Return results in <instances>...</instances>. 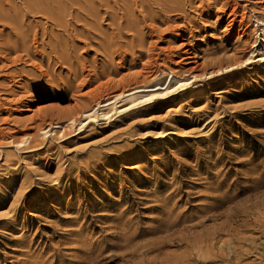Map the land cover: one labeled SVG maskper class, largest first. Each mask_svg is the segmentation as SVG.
Here are the masks:
<instances>
[{"label": "rangeland", "instance_id": "obj_1", "mask_svg": "<svg viewBox=\"0 0 264 264\" xmlns=\"http://www.w3.org/2000/svg\"><path fill=\"white\" fill-rule=\"evenodd\" d=\"M237 1L0 0V264H264V0Z\"/></svg>", "mask_w": 264, "mask_h": 264}, {"label": "bare ground", "instance_id": "obj_2", "mask_svg": "<svg viewBox=\"0 0 264 264\" xmlns=\"http://www.w3.org/2000/svg\"><path fill=\"white\" fill-rule=\"evenodd\" d=\"M252 2H255V4H257L258 2H259V0H252ZM239 3V5L238 6H242V8H243V11L245 12V10H246V8H247V1L246 0H242L241 2L240 1H237V2H235V5H237ZM254 4V5H255ZM249 9V8H248ZM242 11V12H243ZM234 15L236 14V12L234 11V13H233ZM244 14L245 13H242V15H243V17H244ZM247 15V14H246ZM245 31V30H244ZM246 32V31H245ZM241 34H243V33H241ZM241 36V35H240ZM190 59H192L193 61H194V57H191ZM191 61V60H190ZM189 61V62H190ZM188 62V61H187ZM197 63V62H196ZM182 66V65H181ZM168 72V71H167ZM186 72V71H185ZM166 73V72H165ZM184 73V72H183ZM188 73H190V72H188ZM187 73V74H188ZM177 72H175V71H173V70H170L168 73H167V75L165 76V74H164V76H161V74H157V76H156V78L153 80V82L152 83H155V84H153V85H159V86H161V87H163L164 85H166L165 86V88H168L169 87V84L172 82V79H174V77L175 76H177ZM185 74V73H184ZM191 75H193V76H195L196 75V73H194L193 71H192V73H190ZM190 74H188L189 76H190ZM188 77V76H187ZM196 77V76H195ZM177 78V77H176ZM191 81V80H190ZM176 82L177 83H179V87H185V86H187L190 82H189V80L188 79H185V80H183V79H176ZM152 83H151V85H152ZM148 85V84H147ZM150 85V84H149ZM150 85V86H151ZM155 87V86H154ZM138 88V87H137ZM160 88V87H159ZM164 88V89H165ZM129 90V89H128ZM135 89H131V90H129V91H127V93H125V90L123 91V92H120V93H118V94H115V95H113V96H111V97H109L106 101H105V104H103L102 105V107H105V108H109L108 110H114V113L115 114H118V115H121V114H123V113H125V111L129 108V107H131V105H136V104H138L139 102H141V101H143V97H139V94L137 95L136 94V92H133ZM160 91H158L157 93L155 92V93H153V94H151V95H154V94H158ZM138 93V92H137ZM188 93V92H187ZM145 100V99H144ZM125 101H127V104L124 106V105H121V106H117V103H119V102H125ZM96 105H98V107L97 108H95V106H92V110H93V112H92V115H89V114H87V112H82V113H84L88 118H90V117H94V119H96L99 115H102V117H105V119H108V118H110L111 117V114H107L108 112H100V113H98V110L100 109V102H97L96 103ZM99 118H97L96 120H98ZM80 123L81 124H83V121L82 120H80ZM43 129L44 128H42L41 129V131H43ZM44 133H47V131H44ZM20 142V141H19ZM9 143L10 144H16V145H18V144H20V143H17V142H15L14 140H10L9 141ZM8 143V144H9Z\"/></svg>", "mask_w": 264, "mask_h": 264}]
</instances>
